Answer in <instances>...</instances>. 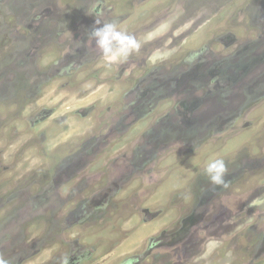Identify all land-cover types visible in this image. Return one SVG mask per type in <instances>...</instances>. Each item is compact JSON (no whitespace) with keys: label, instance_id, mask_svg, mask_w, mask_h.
I'll list each match as a JSON object with an SVG mask.
<instances>
[{"label":"rangeland","instance_id":"rangeland-1","mask_svg":"<svg viewBox=\"0 0 264 264\" xmlns=\"http://www.w3.org/2000/svg\"><path fill=\"white\" fill-rule=\"evenodd\" d=\"M0 258L264 264V0H0Z\"/></svg>","mask_w":264,"mask_h":264},{"label":"clouds","instance_id":"clouds-1","mask_svg":"<svg viewBox=\"0 0 264 264\" xmlns=\"http://www.w3.org/2000/svg\"><path fill=\"white\" fill-rule=\"evenodd\" d=\"M94 27L90 33L96 47L100 50L103 57L110 61L126 59L134 50L139 48V43L132 35L119 30L117 23L108 21ZM205 174L213 184H224V175L227 171L226 165L222 159L211 160L207 163ZM0 264H10L9 261L0 258Z\"/></svg>","mask_w":264,"mask_h":264},{"label":"flooded vegetation","instance_id":"flooded-vegetation-1","mask_svg":"<svg viewBox=\"0 0 264 264\" xmlns=\"http://www.w3.org/2000/svg\"><path fill=\"white\" fill-rule=\"evenodd\" d=\"M70 214H72V213H70ZM72 215H73V214H72ZM82 215H83V214L81 213V216H82ZM85 218H86V216L81 217L80 219L83 220V219H85ZM155 245H156L155 242H154V243L151 242L150 244H148V246L146 247V249H149V250H150V249H152L153 247H155ZM134 259H135V260L138 259V256H137V257H134Z\"/></svg>","mask_w":264,"mask_h":264}]
</instances>
